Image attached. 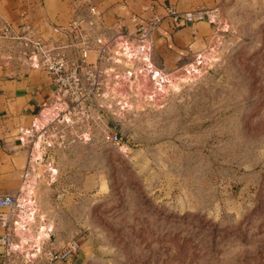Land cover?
I'll return each instance as SVG.
<instances>
[{
  "label": "rangeland",
  "instance_id": "obj_1",
  "mask_svg": "<svg viewBox=\"0 0 264 264\" xmlns=\"http://www.w3.org/2000/svg\"><path fill=\"white\" fill-rule=\"evenodd\" d=\"M42 7L54 23L70 10ZM218 7L166 98L130 97L121 113L119 98L106 116L35 134L38 221L57 249L80 241L71 264H264V0Z\"/></svg>",
  "mask_w": 264,
  "mask_h": 264
},
{
  "label": "built area",
  "instance_id": "obj_2",
  "mask_svg": "<svg viewBox=\"0 0 264 264\" xmlns=\"http://www.w3.org/2000/svg\"><path fill=\"white\" fill-rule=\"evenodd\" d=\"M166 11L165 16L150 15L131 31L118 22L107 24L103 13L89 4L67 24L55 26L50 38L37 34L31 25L16 28L0 18V55L17 68L40 71L53 80L52 97L21 138L30 149L21 186L15 194L0 196V264H71L81 250L80 241L73 239L57 249L53 226L38 221L40 210L32 175L35 134L57 124L84 123L93 113L106 116L109 104L119 98L126 100L120 113L130 97L144 96L153 101L166 98L177 78L154 64V33L166 17L178 24L206 22L216 26L220 16L219 7L186 12L168 7ZM201 65L202 55H198L197 63L184 71L197 76ZM124 86L132 93L128 98ZM106 140L115 144L119 137L109 134Z\"/></svg>",
  "mask_w": 264,
  "mask_h": 264
},
{
  "label": "crops",
  "instance_id": "obj_3",
  "mask_svg": "<svg viewBox=\"0 0 264 264\" xmlns=\"http://www.w3.org/2000/svg\"><path fill=\"white\" fill-rule=\"evenodd\" d=\"M224 1L0 0V18L16 28L31 25L37 34L50 38L55 26L67 24L75 13L86 10L92 3L105 12L110 20L119 17L125 26L131 28L137 27L154 13L165 16L168 7L186 12L198 8L222 7ZM47 3L70 4L69 13L63 22L54 23L56 16L51 18L44 14L42 6ZM50 23L53 25L50 26ZM215 27L206 22L178 24L166 17L153 36L154 64L166 72L188 65L195 59V54L210 43ZM52 82L48 75L17 68L0 55V196L15 194L20 187L30 152L21 143V138L32 127L42 105L52 97ZM2 233L0 226V235Z\"/></svg>",
  "mask_w": 264,
  "mask_h": 264
},
{
  "label": "bare ground",
  "instance_id": "obj_4",
  "mask_svg": "<svg viewBox=\"0 0 264 264\" xmlns=\"http://www.w3.org/2000/svg\"><path fill=\"white\" fill-rule=\"evenodd\" d=\"M39 155L41 156L40 152H39ZM35 180H36L35 177H33V182H34ZM32 187H34V185L31 186V188H32Z\"/></svg>",
  "mask_w": 264,
  "mask_h": 264
}]
</instances>
